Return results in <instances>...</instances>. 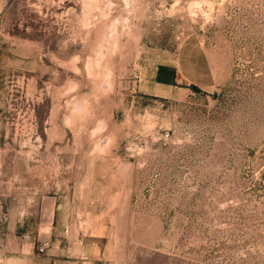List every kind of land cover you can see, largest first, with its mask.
<instances>
[{
  "label": "rangeland",
  "instance_id": "1",
  "mask_svg": "<svg viewBox=\"0 0 264 264\" xmlns=\"http://www.w3.org/2000/svg\"><path fill=\"white\" fill-rule=\"evenodd\" d=\"M14 41L0 264H264V0H0ZM186 53L209 85L154 95Z\"/></svg>",
  "mask_w": 264,
  "mask_h": 264
},
{
  "label": "crops",
  "instance_id": "2",
  "mask_svg": "<svg viewBox=\"0 0 264 264\" xmlns=\"http://www.w3.org/2000/svg\"><path fill=\"white\" fill-rule=\"evenodd\" d=\"M20 41H14L9 49H4L1 51L2 46L0 44V69L15 71L22 70L25 65L30 64V47L29 52L25 53V57L20 55L19 50L23 47L19 46ZM21 45V44H20ZM199 56H191L189 53L180 55L177 62H165L157 66L156 70L151 79V91L154 95L160 97H172L177 89L178 85L183 83L184 79L188 81L189 84L193 83V87L198 86H208L209 83L205 76V65ZM52 260V258H51ZM53 260H56L53 258ZM88 256H80L75 264H87L89 263Z\"/></svg>",
  "mask_w": 264,
  "mask_h": 264
},
{
  "label": "water",
  "instance_id": "3",
  "mask_svg": "<svg viewBox=\"0 0 264 264\" xmlns=\"http://www.w3.org/2000/svg\"><path fill=\"white\" fill-rule=\"evenodd\" d=\"M195 88V87H194Z\"/></svg>",
  "mask_w": 264,
  "mask_h": 264
}]
</instances>
